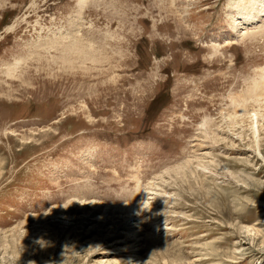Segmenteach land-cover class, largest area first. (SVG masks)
Instances as JSON below:
<instances>
[{
    "label": "rangeland",
    "instance_id": "obj_1",
    "mask_svg": "<svg viewBox=\"0 0 264 264\" xmlns=\"http://www.w3.org/2000/svg\"><path fill=\"white\" fill-rule=\"evenodd\" d=\"M250 2L0 0V264H264Z\"/></svg>",
    "mask_w": 264,
    "mask_h": 264
},
{
    "label": "bare ground",
    "instance_id": "obj_2",
    "mask_svg": "<svg viewBox=\"0 0 264 264\" xmlns=\"http://www.w3.org/2000/svg\"><path fill=\"white\" fill-rule=\"evenodd\" d=\"M251 1L250 3L246 4V5H243L241 6L242 9H247L246 11L248 10H255L256 8V5H257V0H249ZM264 1V0H263ZM235 3V2H234ZM258 11H261L259 12L260 14L262 13V9L258 10ZM249 20L251 21L252 19H250V16H249ZM62 38V37H61ZM86 46V45H85ZM91 48V47H90ZM62 49V48H61ZM86 48L83 46V43L79 42L78 40H71V43L66 46L65 48H63L61 50V53L62 55L66 56L68 55V53H75L79 56H82V58L80 59L81 61H90V62H96L97 59H95V55H92L91 53L90 54H87L86 53ZM88 49V48H87ZM85 50V51H84ZM91 50V49H89ZM93 50V49H92ZM94 53V52H93ZM60 57V56H59ZM58 58V57H57ZM62 60V64L66 65L68 64L69 61V58H63V56H61ZM97 58V57H96ZM257 97V96H256ZM259 100V99H258ZM256 100V101H258ZM263 102H264V98H262ZM235 106H239L237 108H235V119L239 122V123H250L249 124V128H247V131L250 129L252 130L251 132L253 133V137L256 138V137H259L258 136V131L259 129H257V125L254 126L253 123H259L258 120L259 118L263 115V113H258V112H261V111H264L262 108H264V105H260L257 106L254 111L253 110H249L248 111V106H244L243 103L242 104H235ZM70 116V115H69ZM73 116L77 117L78 114H73ZM263 118V116H262ZM261 118V119H262ZM260 119V120H261ZM262 122V121H261ZM252 125V126H250ZM249 130V131H250ZM223 131V130H222ZM221 131V132H222ZM224 132V131H223ZM218 136V135H217ZM251 137V138H253ZM257 139V138H256ZM256 139H253V140H256ZM259 141V140H258ZM257 142V141H256ZM257 145V144H256ZM257 147V146H256ZM258 149V148H257ZM259 150V149H258ZM258 154V153H257ZM261 154V152L259 153ZM261 157V156H260ZM259 157V158H260ZM190 164L191 162L189 161L188 162V166L187 167H190ZM86 205H95L94 202H85ZM83 204V203H82ZM101 206V205H100ZM94 207H97V205H95ZM133 206H111V207H108V206H104V210H103V215H108L107 216L108 220L112 221V222H115L116 220H122L124 219L126 222L129 221V217L131 216V214H133L134 210L132 209ZM134 208V207H133ZM97 209V208H96ZM135 209V208H134ZM133 211V212H132ZM118 212V216H115V213ZM123 214H126L124 216H122ZM102 215V216H103ZM120 216V217H119ZM104 218V217H103ZM102 218V219H103ZM132 218V217H131ZM109 222V221H108ZM129 223V222H128ZM114 228V225L113 227ZM142 239V238H139V240ZM136 250V248H135Z\"/></svg>",
    "mask_w": 264,
    "mask_h": 264
}]
</instances>
